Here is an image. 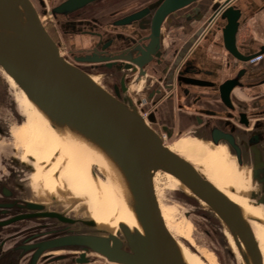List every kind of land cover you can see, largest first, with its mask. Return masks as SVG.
Returning a JSON list of instances; mask_svg holds the SVG:
<instances>
[{"label": "water", "instance_id": "obj_1", "mask_svg": "<svg viewBox=\"0 0 264 264\" xmlns=\"http://www.w3.org/2000/svg\"><path fill=\"white\" fill-rule=\"evenodd\" d=\"M99 1L53 0L48 9V0H0V71L12 78L57 133L70 135L100 154L109 178L125 194L137 229L120 223L114 233L92 219L68 217L28 200L24 188L19 196H0V264H39L48 256L71 257L69 264H88L92 255L113 264H188L186 248L169 232L160 210L154 184L159 173L171 175L206 204L229 233L242 264H264L243 208L165 145L133 99L145 73L142 64L158 56L162 28L172 24L174 16L197 13L204 0H150L107 31L94 23L97 19L83 17ZM44 20H54L65 36H80L77 41L87 44L71 47L55 42ZM237 25L234 11L225 30L226 48L233 46ZM131 27L147 33L143 48L136 47L135 58L131 52L99 56V49L113 47L116 41L121 48L126 36L114 32ZM89 47L91 53L74 56V61L62 53L64 48ZM116 58L139 66L115 62L94 66ZM94 69L101 77H112L109 87L98 83L91 72ZM220 131L213 128L208 133L217 136L215 141L224 138L230 143L241 164L239 148ZM252 179L261 195L249 196L264 205L263 163H254Z\"/></svg>", "mask_w": 264, "mask_h": 264}, {"label": "flooded vegetation", "instance_id": "obj_2", "mask_svg": "<svg viewBox=\"0 0 264 264\" xmlns=\"http://www.w3.org/2000/svg\"><path fill=\"white\" fill-rule=\"evenodd\" d=\"M149 1L139 0L138 3L142 6ZM223 2L224 0H204L199 4L197 13L174 16L173 23L162 28L158 56H152L151 60L142 64L145 73L141 75V83L136 86L133 99L144 121L167 146L187 134H192L194 139L209 138L215 141L217 136L213 137L208 133L213 128L229 135L239 148L241 164L232 145L222 137L215 141L218 142L217 147L225 145V148L219 149L221 156L208 164L215 173H226L228 168L225 159L229 157L237 171L244 172L247 169L248 173L244 176L251 183V167H247L246 163L250 160L252 170L257 161L263 163L264 167V39L254 34L250 23L264 15V0ZM134 4H137V0H101L92 5L83 17L84 20L97 19L94 23L107 31L110 27H118L114 24L116 20L135 11L136 6L132 8ZM96 8L100 10L98 13ZM234 11L238 25L233 46L226 48L225 30ZM46 29L52 39L59 43L55 30ZM114 33L126 36L122 38L123 46L118 48L119 42L116 41L113 47L99 49V56L130 55L131 52V56L135 58L136 47L143 48L146 43L143 39L146 31L141 32L136 27ZM64 50L72 61L74 56L92 51L90 47ZM110 62L139 66L120 58L102 61L98 65L80 64L101 66ZM104 79H109V76L105 75ZM23 120L21 108L15 105V93L4 75L0 74V196H19L25 188L28 200L55 210L51 208L55 204L47 206L45 201H41L49 191L45 190L41 195L34 185L35 181L39 182L37 178L32 177L31 184H25L14 173L24 172L26 168L20 160L19 147L17 150L12 135V128ZM168 142L171 144H167ZM3 170L6 173L5 179L2 178ZM214 186L232 201L234 200L230 195L243 198L240 193L248 194L253 190L251 188L244 193L229 181L225 188L228 191L230 187L233 188L230 194ZM55 258L48 256L39 264L71 262V257Z\"/></svg>", "mask_w": 264, "mask_h": 264}, {"label": "rangeland", "instance_id": "obj_3", "mask_svg": "<svg viewBox=\"0 0 264 264\" xmlns=\"http://www.w3.org/2000/svg\"><path fill=\"white\" fill-rule=\"evenodd\" d=\"M138 1L139 0H137V4H134L132 8L140 6ZM52 4V1L48 2L47 8L49 9ZM96 11L98 13L100 10L96 8ZM259 17V22L261 21V26L264 31V15L262 14ZM43 22L46 28L49 30H55V35H57V39L60 44L64 43L68 46L70 45L71 47L75 45L87 44L85 40L77 41V39H81L80 36L72 38H70V35L65 36L54 20H44ZM64 51L65 50H63L62 53H64ZM64 54L67 55L66 52ZM91 72L96 76L98 83L105 87H109V84L112 81V77L110 75H108L109 79H104V77L99 76L100 74H98L99 72L97 69L91 70ZM0 74H2L1 71ZM4 77L9 82L13 92L15 93V105L20 107L24 114V120L12 128V135L16 142V149L18 150L19 147V156H21L20 160L24 162L26 167L24 168V172H14L17 174L16 176H18L21 182L25 184H31L33 179L32 177L37 178L39 182L35 181L34 185L36 189H39L41 195L45 193V190L49 191L47 193L49 198L44 196L41 199V201H45L47 206L55 204L51 205V208L56 211H63L70 217L99 219L108 225L115 233L118 230L116 220L93 209L80 192L68 185L62 177L51 173L49 163L41 157L33 146L29 145L26 141L15 137V133H18L23 129H27L29 131L32 116L35 118L39 117L40 120L46 121L48 124L49 122L28 101L26 95L19 90L14 81L7 75H4ZM19 102L20 104H18ZM65 136L70 140L75 139L70 135ZM5 141L8 140L6 139ZM78 141L88 153H92L96 156V154L91 151L89 146L85 143H81L80 140ZM179 141H181V144ZM197 141L198 139H194L192 134H187L186 136L175 140L172 144L171 142H168L167 144H171L168 147H170V149L174 152H176L178 146L181 145L183 148L187 149L192 158L189 157L188 154L182 157L191 161L200 171V174L221 190L228 193L230 192L225 188V185H228V181L231 185H234L236 189L238 188L237 190H242L244 193L253 188L249 179L244 176L248 173L247 169L244 170V172L237 171L229 161V157L225 159V164L228 168L227 172L222 174L215 173L213 167L209 165L208 162H205L204 159L210 147H207L202 142L200 143ZM224 146L225 145H221L220 150L225 148ZM190 151L195 152L196 154L191 153ZM91 169L95 173L96 177L103 182H106V178L101 172H99L95 165L92 164ZM5 176L6 173L4 171L2 172V178L5 179ZM154 184L160 210L168 230L182 243V245L186 248L184 250L192 257L193 260L197 261L198 264H242L236 246L229 233L205 204L193 198V196L169 174H157ZM231 189L233 190V188ZM230 197H232L234 201L242 204L239 206L243 208L245 215L255 214L258 217L264 218V206L258 204L256 199L251 198L250 196V199L247 198L248 194H244L243 198H237L235 195H230ZM245 201H248L249 203ZM119 217L121 216H118V218ZM248 221L251 225L254 237L258 242L264 262V225L250 218H248ZM229 248L232 253L238 257V259L232 253H229ZM92 258L91 264L99 263V261L107 264V261L96 255H92Z\"/></svg>", "mask_w": 264, "mask_h": 264}, {"label": "bare ground", "instance_id": "obj_4", "mask_svg": "<svg viewBox=\"0 0 264 264\" xmlns=\"http://www.w3.org/2000/svg\"><path fill=\"white\" fill-rule=\"evenodd\" d=\"M18 104H20V102ZM37 118L32 116L29 131L23 129L15 133V137L33 146L41 157L49 163L51 173L62 177L68 185L80 192L93 209L116 220L117 227L120 223H126L130 228L137 229L135 218L126 203L125 194L121 191L119 186H117V182L109 178L107 174L109 170L108 166L100 154L92 148L91 151L94 152L96 156L92 153H88L78 140L68 139L65 135L57 133L46 121L40 120L39 117ZM81 143L83 142L81 141ZM217 143L218 142L208 138V144L211 148H216ZM176 153L181 156L188 154L189 157L192 158L188 150L183 148L182 145L178 146ZM92 164L103 174L106 178V182L96 177L91 169ZM238 165L240 164L238 163ZM252 186L254 189L250 190L249 193L251 195H261L258 185L253 179ZM231 188L232 187H230L229 190L233 191ZM184 189L187 190L185 187ZM249 193L247 198H249ZM240 196L243 197L244 194L240 193ZM118 216L121 217L118 218ZM246 217L264 225V218L258 217L255 214H246ZM92 220L96 223L105 224L99 219ZM184 255L188 264H198L185 250Z\"/></svg>", "mask_w": 264, "mask_h": 264}, {"label": "crops", "instance_id": "obj_5", "mask_svg": "<svg viewBox=\"0 0 264 264\" xmlns=\"http://www.w3.org/2000/svg\"><path fill=\"white\" fill-rule=\"evenodd\" d=\"M259 18L255 19L251 22V27H252L254 34H256L259 37H261L262 39H264V31H263V28L261 26V24H262L261 21L259 22ZM179 142L181 143V141H179ZM179 142H177V143H179ZM197 142H200V143L202 142L203 144L210 147V149H211V151L207 152V154L204 158L205 162H211V160H216L221 156L222 153L219 151L220 147L216 146V148H211V146L208 144V138H201ZM191 153L196 154L195 152H191ZM246 166L249 168L250 167L252 168V164H251L250 160L246 163ZM250 184L252 185V182Z\"/></svg>", "mask_w": 264, "mask_h": 264}]
</instances>
